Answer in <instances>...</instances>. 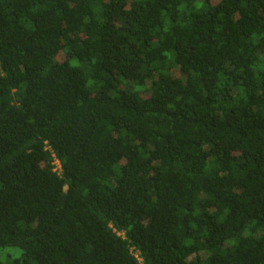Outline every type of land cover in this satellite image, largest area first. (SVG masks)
Wrapping results in <instances>:
<instances>
[{"label": "trees", "instance_id": "16d2710c", "mask_svg": "<svg viewBox=\"0 0 264 264\" xmlns=\"http://www.w3.org/2000/svg\"><path fill=\"white\" fill-rule=\"evenodd\" d=\"M6 248L264 264V0H0Z\"/></svg>", "mask_w": 264, "mask_h": 264}, {"label": "rangeland", "instance_id": "374dc122", "mask_svg": "<svg viewBox=\"0 0 264 264\" xmlns=\"http://www.w3.org/2000/svg\"><path fill=\"white\" fill-rule=\"evenodd\" d=\"M20 256V251L16 248H6L0 250V264H6L9 260H13Z\"/></svg>", "mask_w": 264, "mask_h": 264}, {"label": "water", "instance_id": "95a60500", "mask_svg": "<svg viewBox=\"0 0 264 264\" xmlns=\"http://www.w3.org/2000/svg\"><path fill=\"white\" fill-rule=\"evenodd\" d=\"M65 190H67V189L65 188Z\"/></svg>", "mask_w": 264, "mask_h": 264}]
</instances>
